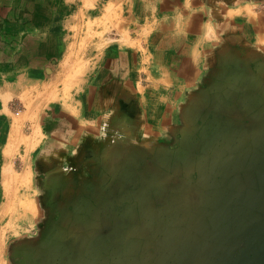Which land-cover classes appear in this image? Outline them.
<instances>
[{"label": "crops", "instance_id": "0c3cea01", "mask_svg": "<svg viewBox=\"0 0 264 264\" xmlns=\"http://www.w3.org/2000/svg\"><path fill=\"white\" fill-rule=\"evenodd\" d=\"M124 2L131 44L111 40L95 52L94 37L72 97L28 109L36 118L23 124L42 136L39 215L55 229L34 224L6 250L3 224L14 227L15 208L8 220L5 211L15 197L4 198V182L25 112L16 114L15 95L24 82L51 98L76 29L99 14L97 0H0V264L5 251L6 264H55L58 251L75 258L61 264H85L76 260L90 252L85 244L104 237L118 239L113 253L129 259L148 238L169 247L186 237L184 224L204 226L211 214L258 225L232 235L226 227L219 237L238 239L240 264H264V219L254 210L264 207V161H255L251 193L236 195L232 212L228 205L246 160L264 159V0ZM72 55L69 62L83 54ZM168 255L163 264H174Z\"/></svg>", "mask_w": 264, "mask_h": 264}, {"label": "rangeland", "instance_id": "374dc122", "mask_svg": "<svg viewBox=\"0 0 264 264\" xmlns=\"http://www.w3.org/2000/svg\"><path fill=\"white\" fill-rule=\"evenodd\" d=\"M132 1L136 2L137 0ZM97 2L98 9L94 11L95 14H99V16L94 19L87 17L85 19L84 26L80 28H84L82 32L80 29H76L75 34L77 35V38L73 39L74 43L72 45H69L67 53L68 57H64L66 59L64 62V70L66 71L65 76L57 79L52 97L44 98L45 96L42 94L43 87H36L35 93H33L34 87H32L29 92L28 85L24 82L20 84V92L15 95V109L18 108L20 111L24 109L25 112L20 114L21 120L19 126L15 125V148L13 153H15L16 156L15 159L7 166L6 171L8 173L5 175L4 198L10 200L12 197H15V205L13 206V204H11L9 210H6L7 212L5 211V214L7 215L5 220H8V218H10L9 214H12L10 212L15 208L14 227L12 226L13 222L8 223V226L6 225V222L3 224L5 227L3 229L5 249L7 247V243L10 244L13 239L15 240V237H23L28 235V233H31V231H33L34 224L35 227L37 225V229H44L45 227L49 228L50 225V229H55L54 223L44 222V217L42 216L44 201L41 199L44 197V191L46 190L42 187L43 184H45L43 180L44 176L41 172H39V169L36 166L37 160L34 158L36 149H38L42 143V136H40L41 134L38 125L28 127L23 124L24 121L28 120V118H30L31 121L36 118L34 116L28 117L29 107L31 104L36 103L35 111L38 112V108H43L45 103L48 101L61 100L66 102L72 97L71 90L75 87L77 75L82 70V59L84 57V53H89L92 49L90 43L91 39L95 37L100 40L95 46L96 52V49H102L104 44L108 41L111 42L112 40L116 43L121 42L129 45L131 44L130 39L134 37L135 32L128 28L129 25L125 28V17L129 15L130 10V7L128 6L129 3H125L124 0H97ZM86 6L92 7V4H87L85 2V7ZM108 38L110 40H108ZM73 52L83 54L80 55V57H77L79 60L78 62L75 61L76 63L74 61H68L69 58L76 57V55H72ZM18 109L15 110L16 114L19 113ZM11 154L12 152L9 153V155ZM28 155H30V158L27 157ZM16 157L20 158L17 159ZM248 160L249 159L246 160L243 167L244 180H241V182L238 183V191L237 189H234V191H232V197H228V205L231 212L234 210V205H236L234 203H239L238 197L235 196H239L240 192H245L244 194L248 196L252 191L250 187L256 184L257 177L252 180V174H255V161L256 166L258 167L260 163L264 161L262 158H260V160L255 158L249 161ZM259 194L258 199L260 200L262 196H259ZM258 208L260 209L259 212L264 219V207L254 206L255 211ZM56 209L57 208H55V210ZM39 213H42V215H39ZM33 215H36V222L28 220V216ZM216 215L219 214H215L213 216L211 214V216L207 219L208 221L205 220L203 222L204 226L197 222L194 223L193 221L184 224V233L182 234L186 233V237L180 235L177 239L175 238L174 240L176 242H172V244L169 245L170 248L168 246H164V242L162 240H158L155 236H153L147 239L148 241L144 243V246H142L137 255H133V257L129 259H123V255L113 253V250L115 251L117 247L119 248L121 246V244L118 243V239L104 237L102 240L95 239L92 241L90 238L89 242L85 244V249L89 247L90 252L85 253V255L82 256L83 258L78 256V259L76 260L83 261L85 264H163L164 258L169 256L168 253H170V255L175 258L174 264H232L233 262L236 263V261H241V258L237 259L234 252L235 250L233 249L236 246L238 239L230 238L226 240L222 237L220 238L219 235L220 233L226 235L228 233L226 230L227 228L229 230V234L232 235L237 232V230L238 233L247 229L254 230V228H257L258 225L254 223H247L245 221L227 222L223 219L217 218ZM252 215L251 213H247L245 214V217H251ZM262 224H264V222H262ZM191 230H195L194 233L190 234L192 235V238L187 235L189 232H192ZM200 230L204 231L206 234L203 236ZM230 230L235 231L231 232ZM104 245L108 246L106 247L109 251V254L107 255L108 257H106L105 253L102 252V247ZM172 248H175L173 252L171 251ZM227 250L229 252L233 251V253H224V251ZM3 255V264H6L9 257L6 251ZM53 260L55 264H61L70 260L75 261V258L65 257L64 259L62 251H58L57 258H53ZM240 261L238 264H240Z\"/></svg>", "mask_w": 264, "mask_h": 264}, {"label": "bare ground", "instance_id": "6f19581e", "mask_svg": "<svg viewBox=\"0 0 264 264\" xmlns=\"http://www.w3.org/2000/svg\"><path fill=\"white\" fill-rule=\"evenodd\" d=\"M64 68V67H63Z\"/></svg>", "mask_w": 264, "mask_h": 264}]
</instances>
